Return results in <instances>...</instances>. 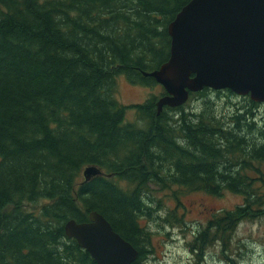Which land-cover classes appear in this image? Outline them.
<instances>
[{"label":"trees","instance_id":"obj_1","mask_svg":"<svg viewBox=\"0 0 264 264\" xmlns=\"http://www.w3.org/2000/svg\"><path fill=\"white\" fill-rule=\"evenodd\" d=\"M187 1L0 0V264H96L63 229L93 210L137 248L132 264H144L151 232L141 220L183 227L180 199L194 192L242 198L195 231L197 261L210 245L228 253L239 222L264 219L259 103L243 96L220 112L203 88L189 95L197 109L157 114L154 97L117 99L119 75L156 83L142 71L167 60V24ZM90 164L110 175L85 182Z\"/></svg>","mask_w":264,"mask_h":264},{"label":"water","instance_id":"obj_2","mask_svg":"<svg viewBox=\"0 0 264 264\" xmlns=\"http://www.w3.org/2000/svg\"><path fill=\"white\" fill-rule=\"evenodd\" d=\"M169 56L146 77L164 88L156 101L183 105L190 93L230 90L264 102V0H188L167 24ZM83 180L106 174L98 165L83 167ZM87 221L67 220V238L74 239L96 264H132L138 250L114 230L109 220L91 211Z\"/></svg>","mask_w":264,"mask_h":264},{"label":"rangeland","instance_id":"obj_3","mask_svg":"<svg viewBox=\"0 0 264 264\" xmlns=\"http://www.w3.org/2000/svg\"><path fill=\"white\" fill-rule=\"evenodd\" d=\"M115 82L117 99L125 105L141 103L149 97L158 99L161 96V90L164 89L157 83L152 85L133 83L124 75H119ZM232 94L228 90H222L219 94L211 91L208 93V98L217 100L218 111L233 112V105L244 104L246 100L242 98L243 96L233 92ZM200 101V98H190L184 105L185 110L197 109L202 104ZM256 109L257 116L260 119L264 118V103H259ZM135 116L133 109H130L125 118L134 120ZM154 188L155 186L152 191L153 197L159 200L160 204L165 202V209H172L175 202L169 193L165 192L167 198L163 191ZM180 200L183 203V207L179 208V212H183V227L161 226L153 219L141 220L142 226L147 227L151 232L148 243L149 253L144 264H232L234 259L238 262L237 264H264V219L239 222L228 242V247L231 248L228 253H221L218 245H210L205 250V256L201 261H197L196 254L189 247L195 231L206 222L210 214L217 209L227 210L239 205L242 203L240 195L226 191L222 196L214 197L202 192H194L182 196ZM161 214L160 216H165V213Z\"/></svg>","mask_w":264,"mask_h":264},{"label":"flooded vegetation","instance_id":"obj_4","mask_svg":"<svg viewBox=\"0 0 264 264\" xmlns=\"http://www.w3.org/2000/svg\"><path fill=\"white\" fill-rule=\"evenodd\" d=\"M222 91V90H221Z\"/></svg>","mask_w":264,"mask_h":264}]
</instances>
